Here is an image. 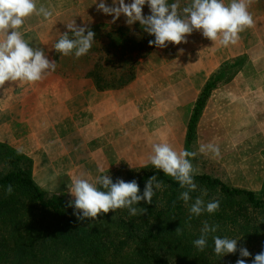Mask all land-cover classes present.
Listing matches in <instances>:
<instances>
[{
	"label": "crops",
	"instance_id": "0c3cea01",
	"mask_svg": "<svg viewBox=\"0 0 264 264\" xmlns=\"http://www.w3.org/2000/svg\"><path fill=\"white\" fill-rule=\"evenodd\" d=\"M52 9L54 15L50 20L31 16L22 27L25 38L32 41L31 46L46 52L59 38L58 30L66 31L63 23L74 18L78 25L88 23L97 34L95 52H105L104 48H98L104 46L105 28L119 26L122 30L128 26L123 15L113 23L110 15L97 10L94 0H65L61 8ZM146 9L147 5L143 9L145 15ZM249 11L254 18L253 26L240 33L235 45L227 47L214 44L200 31L189 35L186 44L150 47L149 38L139 22H135L131 26L136 29V42L126 41L124 47L113 48L112 52L145 53L129 56L132 59L123 64L124 70L113 72L109 86L99 88L93 82L90 74L96 63L88 64L89 55H84L87 64L82 61L78 68L62 72L57 66L35 83L5 82L4 89L10 85L12 88L5 93L0 89V144L31 160L32 181L48 198L68 196L72 178L81 174L95 177L98 166H103L105 173L120 162L129 168H141L152 152L153 143L167 142L178 151H189L188 121L211 76L219 78L231 66H238L232 79L215 89L205 105L200 122L207 123L209 128L214 119L212 106L216 102L231 103V81L238 74L243 78L253 73L258 88L251 95L245 88L239 97L241 103L255 96L256 103L264 105V57L248 52L263 47L259 35L263 29L256 26L264 25V0H251ZM178 49H183V53ZM54 54V50L49 52L50 60ZM96 71L98 74L99 70ZM54 184L60 186L57 191L51 188ZM62 186H67V190L61 189Z\"/></svg>",
	"mask_w": 264,
	"mask_h": 264
},
{
	"label": "trees",
	"instance_id": "16d2710c",
	"mask_svg": "<svg viewBox=\"0 0 264 264\" xmlns=\"http://www.w3.org/2000/svg\"><path fill=\"white\" fill-rule=\"evenodd\" d=\"M219 82L218 77L211 76L202 88L188 121L187 146ZM1 164L7 169L0 173V264H236L237 259L251 264L255 255L264 251V184L256 194L206 175H194L197 189L191 193L193 199L206 192L203 198L218 199L220 207L214 214L190 219L188 205L178 199L185 189L172 177L151 165L127 170V181L136 179L141 193L147 179L157 176L161 188L153 203L141 201L138 207L147 211L137 216L124 208L109 211L99 215L96 225L90 228L76 222L73 208L67 203L69 197L48 198L35 186L28 158L0 144ZM9 184L14 190L6 195L4 187ZM205 221L219 228L200 252L192 242L199 237ZM212 235L241 238L237 251L217 257ZM241 247L251 255L240 257Z\"/></svg>",
	"mask_w": 264,
	"mask_h": 264
},
{
	"label": "clouds",
	"instance_id": "9594fccd",
	"mask_svg": "<svg viewBox=\"0 0 264 264\" xmlns=\"http://www.w3.org/2000/svg\"><path fill=\"white\" fill-rule=\"evenodd\" d=\"M98 11L110 15L115 23L121 15L128 26L139 22L140 28L154 39L148 41L150 46L165 48L169 43L179 45L187 43V37L194 31H200L202 36L214 44L227 47L235 45L240 39V33L254 24V18L249 11L251 0H187L181 7V0H94ZM147 5L149 14L143 13ZM54 10L50 6L38 3V0H0V89L5 93L12 88L4 89L5 82L35 83L44 79L57 68L55 59H49V52L54 50L62 56L76 58L87 55L93 47L96 33L88 23L78 25L76 19L63 23L66 31L58 30L59 38L51 45L49 52L41 47L31 46L32 41L25 38L22 27L25 20L31 16L50 20ZM47 45V44H45ZM183 49H178L183 53ZM199 152L219 157L220 146L213 142L202 143ZM196 152L176 150L167 142L152 144V152L144 161L142 167L149 164L178 182L181 191L178 199L188 205L189 218L199 217L204 213L214 214L220 207L218 199L206 201L203 195L193 199L191 193L196 191L194 168L191 157ZM95 177L86 174L72 178L68 192L71 197L67 203L73 208L77 220L86 218L95 220L99 215L115 212L117 209H127L131 216L144 214L147 209L138 207L141 201L153 203L156 191L161 188V182L156 175L147 179L141 193L136 179L125 181L117 179L113 182L111 176L105 173L103 166L97 167ZM11 184L4 187V193H13ZM219 225L203 223L200 235L192 243L200 252L208 247V238L217 232ZM176 232H181L180 227ZM213 251L217 257L237 251L241 238L212 235ZM240 257H249L251 253L246 247L239 249ZM236 264H247L244 259H237ZM251 264H264V251L255 255Z\"/></svg>",
	"mask_w": 264,
	"mask_h": 264
},
{
	"label": "rangeland",
	"instance_id": "374dc122",
	"mask_svg": "<svg viewBox=\"0 0 264 264\" xmlns=\"http://www.w3.org/2000/svg\"><path fill=\"white\" fill-rule=\"evenodd\" d=\"M64 2L65 0H38V3H43L46 6H50L52 8H61ZM186 2L187 0H181V7H183ZM146 11V15H148L149 9H146ZM118 27L119 26H117L116 29H104V37L102 40L104 46H99L98 48L101 50L104 48L105 52H95L97 45L95 42L87 54L89 55L87 57L89 65L92 66L94 63H96L100 66L99 68H96L95 64L93 73H89L93 79V82L98 84L99 88H101L102 85L109 86V84L112 83H109V81L113 79V72L123 71V64H125L127 60L132 59V57L129 56H132L133 53H136V55L139 53H145L112 52L113 48L124 47V42H136L135 40L137 39L135 27L124 26L122 30H119ZM256 27L263 29V31H261L262 33L259 34L261 41L263 42V47L251 48V50H248V52H253V56L262 54L263 59L264 25H257ZM144 33L147 35V38L151 40L152 36H149L146 32ZM94 39L95 41L98 40L99 42V38H96V36ZM134 45L136 44L134 43ZM108 48L110 49V52H108ZM53 59L56 60L59 72H62V70L67 68H78L82 61L87 64L86 56L76 58L74 55L62 56L55 52ZM237 67V65L233 67L231 66V70L229 72L224 75H220V82L217 88L222 87L229 79H232L233 75L236 73ZM97 69L99 70L98 74L96 71ZM245 76L246 77L240 78V74H238L237 78L231 81L232 88L230 90V96L232 98L230 104L223 105L216 102V104L212 106L211 109L214 114V119L211 120L213 121L212 123L209 121L210 128L207 126V123L205 124L203 121L200 122L205 107L202 110L195 128L194 139L189 145V151L196 152V155L190 159L193 164L194 175H206L212 179L220 180L230 187L248 190L256 194H260L264 184V136L261 135V129L263 127L262 125H264V123L261 122V120L264 119V105L257 104L254 100L255 96L247 99L245 103H241L239 97L245 88L247 91H249L250 95L252 93H256V89H258L255 88V75L253 73H248L245 74ZM115 78H117V76ZM216 108L217 111L215 110ZM257 129H259V131H257ZM223 132H226V134ZM257 132L260 134L257 135ZM208 142H213L220 146L221 154L219 157L199 152L200 144ZM6 169L7 167L4 168V164L0 165V173H3L6 171ZM136 169L139 168H129L126 164L120 162L114 170H111L106 174L111 176L113 182H115L118 178L127 181L126 171ZM59 187L60 186L55 184L51 185V188L56 191ZM66 187L67 186H62L61 189L66 191ZM67 197H69V200L74 199V197H71L70 194ZM74 219L80 224H87V226L90 228L96 225V220L91 218H86L85 220L80 221L77 220L76 216H74Z\"/></svg>",
	"mask_w": 264,
	"mask_h": 264
}]
</instances>
